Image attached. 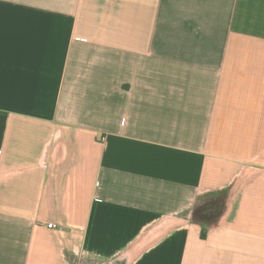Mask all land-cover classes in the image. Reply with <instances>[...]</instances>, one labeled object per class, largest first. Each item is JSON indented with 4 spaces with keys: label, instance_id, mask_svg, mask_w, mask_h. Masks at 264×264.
I'll use <instances>...</instances> for the list:
<instances>
[{
    "label": "crops",
    "instance_id": "0c3cea01",
    "mask_svg": "<svg viewBox=\"0 0 264 264\" xmlns=\"http://www.w3.org/2000/svg\"><path fill=\"white\" fill-rule=\"evenodd\" d=\"M0 264H264V0H0Z\"/></svg>",
    "mask_w": 264,
    "mask_h": 264
},
{
    "label": "trees",
    "instance_id": "16d2710c",
    "mask_svg": "<svg viewBox=\"0 0 264 264\" xmlns=\"http://www.w3.org/2000/svg\"><path fill=\"white\" fill-rule=\"evenodd\" d=\"M203 198H210V200L200 204ZM232 199L233 194L230 189L206 194L199 198L195 206L187 213V217L193 223L215 227L226 214Z\"/></svg>",
    "mask_w": 264,
    "mask_h": 264
},
{
    "label": "built area",
    "instance_id": "2783aa9c",
    "mask_svg": "<svg viewBox=\"0 0 264 264\" xmlns=\"http://www.w3.org/2000/svg\"><path fill=\"white\" fill-rule=\"evenodd\" d=\"M47 228L48 229H51V230H59V231H62L63 230V227L57 226L54 223H48L47 224Z\"/></svg>",
    "mask_w": 264,
    "mask_h": 264
},
{
    "label": "rangeland",
    "instance_id": "374dc122",
    "mask_svg": "<svg viewBox=\"0 0 264 264\" xmlns=\"http://www.w3.org/2000/svg\"><path fill=\"white\" fill-rule=\"evenodd\" d=\"M210 200V198H203L200 200V204L205 203L206 201ZM229 203V202H228Z\"/></svg>",
    "mask_w": 264,
    "mask_h": 264
}]
</instances>
